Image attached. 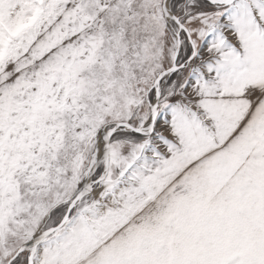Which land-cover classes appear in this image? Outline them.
Listing matches in <instances>:
<instances>
[{
  "label": "snow or ice",
  "instance_id": "6c2138e0",
  "mask_svg": "<svg viewBox=\"0 0 264 264\" xmlns=\"http://www.w3.org/2000/svg\"><path fill=\"white\" fill-rule=\"evenodd\" d=\"M0 264H264V0H0Z\"/></svg>",
  "mask_w": 264,
  "mask_h": 264
}]
</instances>
